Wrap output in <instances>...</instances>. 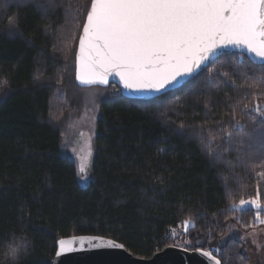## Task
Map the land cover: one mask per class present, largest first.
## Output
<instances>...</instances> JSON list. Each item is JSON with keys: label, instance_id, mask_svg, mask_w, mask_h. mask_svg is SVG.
<instances>
[{"label": "trees", "instance_id": "obj_1", "mask_svg": "<svg viewBox=\"0 0 264 264\" xmlns=\"http://www.w3.org/2000/svg\"><path fill=\"white\" fill-rule=\"evenodd\" d=\"M54 3L0 0V264H51L60 239L92 235L141 259L178 247L250 264L243 238L264 214L232 205L264 207V118L254 111L264 109V65L223 56L155 104L116 86L81 89L75 56L91 0ZM92 89L106 94L83 188L62 138Z\"/></svg>", "mask_w": 264, "mask_h": 264}, {"label": "snow or ice", "instance_id": "obj_2", "mask_svg": "<svg viewBox=\"0 0 264 264\" xmlns=\"http://www.w3.org/2000/svg\"><path fill=\"white\" fill-rule=\"evenodd\" d=\"M50 6L55 7L54 0ZM229 48L246 49L264 62V0H91L79 36L75 79L91 89L108 84L109 77H118L124 89L140 94L135 98L138 102L155 104L164 97L151 93H167L186 78L196 77L202 65L209 67L207 62L228 55L223 50ZM212 79L209 72L206 82ZM260 83L264 84V77ZM254 111L264 118L259 105ZM234 128L242 132L244 125L237 121ZM231 135L229 132V140ZM260 148L264 150V142ZM85 168L81 158L80 173H85ZM247 206L256 209L257 219L264 214L259 199H241L232 208L242 211ZM124 247L101 236H72L58 241L56 256L85 248ZM21 249L18 245L11 254L15 256ZM203 256L214 259L208 251ZM157 260L158 264H170ZM94 264L121 262L98 260ZM214 264L220 260L214 259Z\"/></svg>", "mask_w": 264, "mask_h": 264}, {"label": "rangeland", "instance_id": "obj_3", "mask_svg": "<svg viewBox=\"0 0 264 264\" xmlns=\"http://www.w3.org/2000/svg\"><path fill=\"white\" fill-rule=\"evenodd\" d=\"M105 94L106 92L103 93L100 89H92L91 92L83 95V108L80 117L71 120L62 138L63 150L76 163L79 184L83 188H86L91 182L97 120L99 116L98 99ZM81 158L84 159L86 165L85 173H80L79 171ZM248 209L256 211L252 206H247L244 210ZM190 225V223L185 224L177 232H174V235L186 233ZM235 231H237V227L233 226L231 232H228V235L224 238V241L230 238ZM243 242L245 244V253L250 264H264V227L246 234Z\"/></svg>", "mask_w": 264, "mask_h": 264}, {"label": "water", "instance_id": "obj_4", "mask_svg": "<svg viewBox=\"0 0 264 264\" xmlns=\"http://www.w3.org/2000/svg\"><path fill=\"white\" fill-rule=\"evenodd\" d=\"M82 34V33H81ZM79 50V44L77 53ZM224 52L231 54H239L248 57L251 62L255 65H264V62H261L259 58L255 57L254 54L248 53L246 49L239 48H229L223 50ZM227 56V55H226ZM221 57L215 58L217 61ZM209 67L213 65L212 61L207 62ZM209 67L201 66V69L198 70V75L201 74L204 70ZM197 75V76H198ZM196 76V77H197ZM196 77H188L186 78L181 85H178L176 88H169L167 93H151L150 95L155 96H163L170 92L176 91L186 85L187 83L194 80ZM77 85L81 89H89L84 86H80L79 82L76 81ZM110 86H116L123 97L127 99L136 100L135 98L140 96L138 93L131 92L130 90H126L123 88V85L119 82L118 77H109V82L106 85H94L91 88L99 87V88H108ZM58 250V247H57ZM204 251H188L186 249L178 248V247H168L165 250L157 253L151 259H141L134 256L130 253L125 247L123 249H80L73 252H67L62 254L60 257L55 255L51 264H94L95 261L98 260H118L121 264H158L157 258L166 260L170 262V264H214V259H217L214 255V259L206 258L203 256ZM108 253H116L117 255H107ZM220 264H222L220 262Z\"/></svg>", "mask_w": 264, "mask_h": 264}]
</instances>
